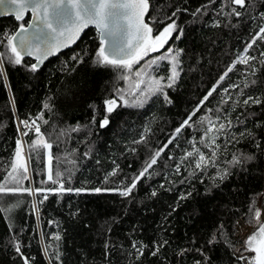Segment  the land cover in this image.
<instances>
[{
    "label": "trees",
    "instance_id": "1",
    "mask_svg": "<svg viewBox=\"0 0 264 264\" xmlns=\"http://www.w3.org/2000/svg\"><path fill=\"white\" fill-rule=\"evenodd\" d=\"M150 5L146 20L153 35L171 22L173 12L182 35L173 33L131 73L96 64L99 38L93 28L36 72L28 69L34 63L29 58L10 64L3 34L13 35L30 16L0 17V52L6 53L0 79V184L31 190L0 195V209H8L0 211V264H23L16 244L30 264H241L239 227L254 224L264 195V40L256 35L264 26V0H249L243 9L228 0H150ZM233 8L242 15H229ZM176 52L179 77L164 89L171 103L159 94L145 95L152 78L167 84ZM161 55L168 59L147 67ZM244 57L246 64L240 62ZM140 70L145 74L137 77ZM138 79L144 83L136 91ZM250 96L262 103L245 105ZM113 98L119 106L107 114L104 100ZM140 101L143 106H135ZM105 115L109 124L100 128ZM185 120L188 125L177 134ZM32 121L51 149L32 147L40 138ZM221 123L225 128L218 131ZM161 149L132 194L121 196ZM199 154L206 159L196 168ZM234 156L241 162H233ZM14 163L28 168V179L19 185L9 182ZM50 169L56 184L48 179ZM60 183L85 191H52ZM96 188L113 191H92ZM164 240L168 244L152 256Z\"/></svg>",
    "mask_w": 264,
    "mask_h": 264
},
{
    "label": "snow or ice",
    "instance_id": "2",
    "mask_svg": "<svg viewBox=\"0 0 264 264\" xmlns=\"http://www.w3.org/2000/svg\"><path fill=\"white\" fill-rule=\"evenodd\" d=\"M231 5H236L239 8H247L249 0H228ZM150 0H0V15H14L16 21H22L25 14L31 12V20L25 25L20 23L18 30L13 35L7 37V47L10 55H7V62L13 65H21L25 56L35 58V63L28 65V69L31 72H36L39 66L52 55H56L63 48L69 47L79 39L80 34L88 28L90 25L95 27V30L99 37V47L96 52V64L102 67H112L123 70L125 73H131L133 66L140 64L145 57L149 56V53H155L160 49H163L168 43L169 39L173 37V33H177L175 38H179L182 35V30L177 28L176 22L172 17L176 15L173 12L169 19L170 23L166 24L158 32L153 35V28L146 22V16L150 10ZM201 11L197 9V12ZM229 15L240 17L242 13L236 8L232 9ZM157 22V21H154ZM162 23V21H159ZM257 38L264 40V26L259 28L256 34ZM256 43V39H253L252 43L248 45L251 48ZM168 53L172 52L171 48L166 50ZM247 51V49H245ZM179 52H176L172 56V71L171 75L167 77V84L162 83L164 78H152L148 84L147 92L145 95H161L166 103H171L167 93L164 91L165 87L172 88L178 77L177 71V57ZM264 55V53H262ZM6 53L0 52V79L4 78L3 65L5 62ZM73 60H79L78 56H73ZM168 59L167 55H161L158 58H152L148 61L147 67L157 65L158 60ZM255 59V58H252ZM82 62V61H80ZM241 63H248V57H244L240 61ZM264 63V61H261ZM228 71H232L231 68ZM145 72L143 70L136 71L135 75L141 77ZM227 75V73H225ZM125 80L129 79L128 75L122 77ZM224 77L222 76L221 79ZM142 79H138L134 85L136 91L141 90L140 85L143 84ZM212 91L204 97L207 100L212 95ZM118 93H122L121 89L117 90ZM131 94L135 95V91ZM120 100H124L123 95H120ZM260 104L262 101L258 98L249 97L244 100L245 105L249 103ZM127 104V101H124ZM143 101H140L135 106H143ZM203 103V101L201 102ZM117 99L104 100V111L107 114H111L118 107ZM48 107L47 104L44 105ZM195 113H193L194 115ZM189 120L191 117L188 118ZM46 122V121H45ZM25 127H29L28 121H21ZM230 123V122H229ZM109 124L108 115L99 121V127L104 128ZM36 122L32 121V126L38 137H40V128L35 126ZM188 125V120L182 122L180 127L176 129V133L179 134L181 129ZM225 125L221 123L219 130H223ZM75 130V129H74ZM213 131L210 127L206 129L207 132ZM27 135V132L23 133ZM244 135V133H241ZM251 135V133H248ZM171 143V141H169ZM214 143V141H213ZM32 147L34 149L43 147L45 149H51L52 145L44 140L42 137L33 141ZM157 151L151 158L150 162L146 164L144 169L139 172L132 180L130 186L125 187L119 192L121 196H130L133 190L137 187V183L145 177L149 169L157 163V158L161 152ZM193 153H187V156H192ZM215 155V153H213ZM16 156L20 157V141H17ZM51 159V156L49 157ZM205 156L199 154V159L196 163V168L201 167V163L205 161ZM245 159H252V157H245ZM233 162L240 163V159L233 157ZM13 173L22 172L23 175H14L9 173V182L19 185L22 180L28 179V168L23 163H14L12 165ZM177 172H179V166H177ZM115 175V173H112ZM56 176H61L60 173H56ZM223 178V177H222ZM48 179L56 184L59 181L53 179L51 169L49 170ZM24 191L30 192V189H20L17 187H8L7 185L0 184V195L15 194L17 192ZM36 191H41L37 189ZM57 192L75 191L77 194L85 191L84 189H65L63 184L60 183L59 189L52 190ZM92 191L100 193L101 191H113L112 189L96 188ZM152 196H156L157 193L153 191ZM190 195V194H189ZM48 197L45 196L44 199ZM185 197H181L184 199ZM0 211H8V209H0ZM261 212L257 209L254 212L255 222L258 227L255 232L248 236L245 241V247L243 252H248L250 255H241L238 259L245 261V264H264V223L259 221ZM56 239H60L59 236ZM214 238L209 240V243H213ZM168 244L167 240L159 243L153 251L150 253L152 256L158 255L161 248ZM135 247V244L133 245ZM147 247V246H145ZM15 251L20 256L23 264H30L29 257L24 256L19 244L15 245ZM140 255H143V249H138ZM183 250L180 254L183 255ZM56 259L59 260V254H56ZM196 264H201V261H196Z\"/></svg>",
    "mask_w": 264,
    "mask_h": 264
},
{
    "label": "rangeland",
    "instance_id": "3",
    "mask_svg": "<svg viewBox=\"0 0 264 264\" xmlns=\"http://www.w3.org/2000/svg\"><path fill=\"white\" fill-rule=\"evenodd\" d=\"M133 91H134V89L132 90V92ZM17 173H13V174L17 175ZM257 209L261 212V215L259 217V221L261 223H264V195H261L259 197ZM257 227H258V225L256 222H254V224H252V225H247V224H241L240 225L238 233H239V236L242 238V250L245 247V241L247 240L248 236L251 235L253 232H255L257 230ZM238 255L239 256H241V255L247 256V255H250V253L240 251V252H238ZM241 264H245V261L241 260Z\"/></svg>",
    "mask_w": 264,
    "mask_h": 264
},
{
    "label": "water",
    "instance_id": "4",
    "mask_svg": "<svg viewBox=\"0 0 264 264\" xmlns=\"http://www.w3.org/2000/svg\"><path fill=\"white\" fill-rule=\"evenodd\" d=\"M27 14H29V16H30V18H29V21H30V20H31V12L29 11L28 13L25 14V16H26ZM7 16L14 17V15H7ZM0 17H6V16H5V15H0ZM146 17H147V16H146ZM14 18H15V17H14ZM29 21H28V22H29ZM146 22H147V20H146ZM26 25H27V24H26ZM88 28H93V29L95 30V27H94V26H91V25H90ZM88 28H86V29L80 34L79 39H77L75 43L71 44L69 47L63 48L59 53L65 51V50H67V49H69V48H72V47H73V46H74V45L80 40V38L82 37L83 33H84ZM95 31H96V30H95ZM96 33H97V32H96ZM97 35H98V34H97ZM98 38H99V37H98ZM59 53H57L56 55H58ZM56 55H52V56L48 57V59H50V58H52V57H54V56H56ZM25 58H29V59L33 60L34 63L36 62L34 57L25 56ZM48 59L44 60V62H43L42 64H44ZM42 64H41V65H42ZM41 65H40V66H41ZM40 66H39V67H40ZM21 156H25V151L21 153Z\"/></svg>",
    "mask_w": 264,
    "mask_h": 264
},
{
    "label": "built area",
    "instance_id": "5",
    "mask_svg": "<svg viewBox=\"0 0 264 264\" xmlns=\"http://www.w3.org/2000/svg\"><path fill=\"white\" fill-rule=\"evenodd\" d=\"M3 36H4L5 38H7V37L9 36V34H8L7 32H5V33L3 34Z\"/></svg>",
    "mask_w": 264,
    "mask_h": 264
}]
</instances>
